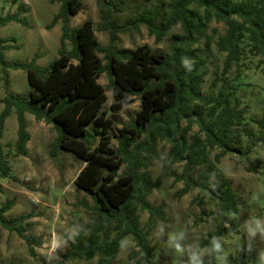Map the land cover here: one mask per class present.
<instances>
[{
    "label": "trees",
    "instance_id": "obj_1",
    "mask_svg": "<svg viewBox=\"0 0 264 264\" xmlns=\"http://www.w3.org/2000/svg\"><path fill=\"white\" fill-rule=\"evenodd\" d=\"M111 9L108 6L107 12L102 13L104 21L99 28L109 29L110 39L108 44L101 45L90 19L70 27V15L79 10L78 0H62L51 23L62 21L61 43L68 38L72 48H60L59 56L43 68L35 65L34 59L14 62V67L26 68L30 89L27 95L8 91L0 112L1 139L5 118L15 108L17 153L26 154L28 150L30 132L25 117L28 111L54 124L58 132L55 148L70 150L85 161L74 181L93 198L94 215L77 230L79 234L71 241L68 254L88 259L97 256L94 264H112L127 234H132L141 250L150 252L148 230L141 225L139 211L147 210L152 218L161 210L147 199L155 181L148 171L138 172L133 160L143 143L153 150L158 138L171 142V161L185 160L180 192L198 187L217 199L221 215L216 229L209 234L219 236L224 232L226 211L235 212L238 208L235 191L228 183L216 192L211 188L214 163H207L197 176L190 170L206 159L210 149H218L214 154L216 161L228 152L239 150L242 133L237 127L244 122L245 110L237 99L232 103V89L227 92L221 89L217 94L201 92L203 58L190 46L206 36L209 22L215 20L225 25L216 40L218 49L225 52L223 71L238 66L246 45L250 54L259 55L264 62V0H167L165 6L157 3L155 7L143 8L131 19L132 23L136 26L143 23L157 39L174 25H180L182 32L172 34L170 52L153 50L144 43L131 52L118 53L113 47L115 30L122 29L124 24L110 20ZM23 19L17 12L1 15L0 25ZM3 42L0 37V60L4 54ZM100 52H104L106 62ZM103 71L110 77L114 97L111 110L127 104L131 94H139L141 99L135 118L119 128L117 146L110 145L111 120L100 112L107 99L105 88L98 81ZM185 117L188 126L195 121L199 127L190 140L179 130L180 120ZM254 119L264 132V116ZM89 122L95 123L92 130L87 127ZM244 130L251 135L247 127ZM260 141L264 147V136ZM126 161L130 162L128 168L119 172ZM9 171L10 164L0 141V175L7 176ZM9 204L7 200L0 206V223L25 237L21 221L26 215L6 218L4 212ZM26 239L29 244L34 238ZM202 242L210 240L205 238ZM29 248L32 249L31 245ZM230 258L232 264L247 261L244 253Z\"/></svg>",
    "mask_w": 264,
    "mask_h": 264
},
{
    "label": "rangeland",
    "instance_id": "obj_2",
    "mask_svg": "<svg viewBox=\"0 0 264 264\" xmlns=\"http://www.w3.org/2000/svg\"><path fill=\"white\" fill-rule=\"evenodd\" d=\"M78 2L79 10L70 15V27L90 19L101 45L108 44L110 39L109 29L99 28L104 21L102 13L107 12L108 6L112 7L110 20L124 24L122 29L115 30L113 47L118 53L131 52L144 43L153 50L170 52L172 34L182 32L177 24L157 39L143 23L138 26L132 23L131 19L143 8L155 7L157 3L165 6L167 0ZM114 2L118 5L115 6ZM61 3L62 0H0V16L17 12L24 18L22 21L12 20L0 25V37L4 39V54L0 60V112L4 107L3 97L8 91L27 95L30 89L26 68L14 67V62L34 59V64L43 68L59 56L60 48H72L68 38L61 43L62 21L59 19L51 23ZM224 27L222 22L211 20L206 36L190 48L203 58L200 64L204 72L201 92L217 94L221 89L225 92L232 89V103L237 99L245 110L244 122L237 127L242 133L240 151L228 152L216 161L214 154L218 149H210L206 159L190 171L197 176L207 163H214L215 168L210 177L211 188L216 192L224 183H228L235 191L238 198L237 211H226L225 230L217 237L222 238L227 264H232L230 255L238 258L243 253L247 257L243 264H257L258 253L264 251V239L257 234L250 241L253 247L249 252L245 225L254 219L264 220V147L260 141L264 132L260 131L254 119L264 116V62L260 61L259 55L250 54L246 45L238 66L233 65L223 71L225 52L218 49L216 40L223 33ZM99 55L106 62L104 52ZM98 81L104 86L107 95L100 112L111 120L108 128L110 145L117 146L119 128L135 118L140 108V95L131 94L127 104L111 110L110 104L114 97L107 71L99 75ZM25 117L30 132L26 154H19L15 149L17 117L14 107L5 118L0 139L10 164L9 174L0 175V206L10 200L4 212L6 218L26 215L21 221L25 237L0 223V264H94L97 256L88 259L68 254L73 240L69 237L73 230L84 227L94 215L91 207L93 198L74 181L85 161L70 150L55 148L58 132L52 122L38 119L28 111ZM187 124V117L182 118L179 130L184 131L190 140L199 127L195 121L190 126ZM87 127L92 130L95 123L89 122ZM244 127L250 130L251 135L245 134ZM99 137L98 134L96 142ZM247 145L250 146L248 150ZM170 146L171 142L166 138H158L153 150L143 143L133 160L138 172L148 171L150 178L155 181L156 185L150 190L147 199L154 206H160L161 210L152 218L147 210L139 211L141 225L148 230L150 252L141 250L132 234H127L122 238L120 250L112 264H185L187 254L174 252L167 243L169 235L182 230L185 232L183 243L193 248L198 246L204 255L205 264L209 260L211 264H218L214 257L207 255L210 242H202L205 238L211 240L213 236L209 233L217 227L221 215L218 201L211 197L210 192H204L198 187L185 193L180 192L184 185L180 174L185 160L171 161ZM129 163L124 162L119 172L127 169ZM161 226L165 229L163 236L158 234ZM28 236L34 238L29 244L26 239Z\"/></svg>",
    "mask_w": 264,
    "mask_h": 264
},
{
    "label": "clouds",
    "instance_id": "obj_3",
    "mask_svg": "<svg viewBox=\"0 0 264 264\" xmlns=\"http://www.w3.org/2000/svg\"><path fill=\"white\" fill-rule=\"evenodd\" d=\"M185 63H187L185 61ZM246 233L249 240L248 243V251L252 250V243L250 242L253 240L257 234H259L261 239H264V220L261 219H254L249 221L246 225ZM165 233V229L163 226L158 228V234L163 236ZM79 233L74 229L72 235L69 237L70 239L75 238L76 235ZM185 240V232L182 230L178 233L172 234L168 236V247L172 249L176 253H186L187 260L185 264H205L204 255H202L199 247L193 248L192 246H186L183 241ZM207 255L212 258L214 257L215 260L218 262H223V264H227V256L225 255V248L224 244L222 243V238L213 236L210 240V245L208 249ZM208 264H211V260L208 261ZM257 264H264V251L258 253L257 257Z\"/></svg>",
    "mask_w": 264,
    "mask_h": 264
}]
</instances>
